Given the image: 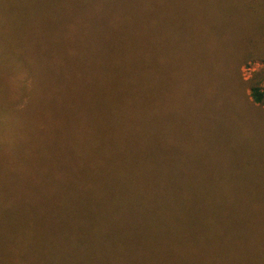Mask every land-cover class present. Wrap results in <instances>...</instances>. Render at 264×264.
<instances>
[{"label":"trees","instance_id":"trees-1","mask_svg":"<svg viewBox=\"0 0 264 264\" xmlns=\"http://www.w3.org/2000/svg\"><path fill=\"white\" fill-rule=\"evenodd\" d=\"M11 1L14 7L8 11L4 3L0 4V14L6 10L18 19L35 18L37 26L45 28L43 37L50 39L49 45L56 41L62 50L75 55L69 83L61 82L51 93L54 106L62 112L42 126L68 128L65 148L76 165L75 176L42 179L43 195L53 200L55 223L65 225L66 221L64 227L69 231L55 229L52 241L46 239L47 245L59 246L68 234L74 235L75 264H246L249 258L250 264H264L263 193L244 198L245 191L218 195L209 188H188L193 183H187L186 189H176L179 185L169 179L170 173L184 176L192 168H208L202 156L179 151L180 142L173 135L176 124H162L156 112L155 102L161 100L155 91V84L160 85L156 71L161 55L154 45L156 35L145 32L154 22L140 19L141 0H124L121 17L114 21L117 14L109 13L107 23L96 15L102 14V5L83 10L88 0ZM17 22L19 26L23 20ZM17 22L8 24L0 18V36ZM105 33L113 39L111 43L100 38ZM1 37L0 50L17 53L16 47L10 48ZM249 91L252 102L264 106V80L263 84L251 85ZM12 106L7 110L12 111ZM233 107L235 104L226 112L223 124L234 121ZM3 117L1 128L7 127ZM47 139L49 136L44 137ZM196 147V153L203 150ZM24 176L12 172L2 175L0 193L15 189L21 199L30 201L24 195L32 192L33 185H23L27 183ZM181 183L186 181L182 179ZM4 198L5 204L12 203L7 195ZM231 199L238 201L237 206H228ZM140 200L143 210L139 209ZM75 203L78 209L70 213L69 206ZM2 219L0 237H5L3 229L9 218L2 214ZM91 220L99 228L94 223L90 227ZM173 220L175 226L166 228ZM83 224L89 231L86 237L78 230L85 228ZM25 227V232L31 230L30 220ZM182 233L184 244L175 239ZM103 235L109 240L112 237L115 243L110 240L109 250L104 247L106 242L100 241Z\"/></svg>","mask_w":264,"mask_h":264},{"label":"rangeland","instance_id":"rangeland-1","mask_svg":"<svg viewBox=\"0 0 264 264\" xmlns=\"http://www.w3.org/2000/svg\"><path fill=\"white\" fill-rule=\"evenodd\" d=\"M96 1L88 0L83 10L91 11L102 5V14L96 15L106 23L109 13L117 14L114 21L121 17L124 0H100V4ZM3 3L7 11L14 7L11 0H2L0 4ZM6 10L0 18L8 24L23 22L19 26L17 22L0 36L7 46L17 49V53L12 49V53L0 50V117L4 115L7 126L0 127L3 136L0 137V183L5 173H18L26 175L23 182L27 183L23 185H33V190L24 195L30 201L21 199L15 189L0 193V229L2 214L9 218L3 229L5 237H0V264H75L74 235L68 234L59 246L50 247L46 243L47 238L52 241L55 229L69 231L64 227L66 221L65 225L61 221L55 223L53 200L41 191L42 179L76 175L75 162L66 152L68 128L50 124L62 112L54 106L51 93L59 89L61 82L69 83L75 55L62 50L56 41L49 45L50 39L43 37L45 28L37 26L35 18L18 19ZM140 10V19L154 22L153 28H145V32L156 35L154 45L160 48L156 71L160 85L155 84L161 98L155 102L159 119L168 126L175 123L173 135L180 142L179 151L202 156L208 168L206 171L192 168L184 176L170 173L169 179L179 185L176 189H186L187 183H193L188 188H209L218 195L236 191H245L243 198L264 194V106L254 104L249 96L250 86L263 84L264 80V0H141ZM36 27L39 29L35 32ZM100 38L107 43L113 40L108 38V33ZM232 81L235 89L231 90ZM233 104L234 121L223 124ZM11 105L13 110H7ZM48 122L50 125L42 129ZM47 136L49 139L44 140ZM196 146L203 150L194 152ZM88 157L91 158L90 153ZM182 179L185 184L181 183ZM0 190H3L1 185ZM6 195L11 204L4 203ZM237 203L231 199L228 206ZM138 204L143 210V202L140 200ZM76 207L77 203L70 204L68 211L74 213ZM27 219L32 223L29 232H25ZM92 223L99 228L92 220L90 227ZM171 226H175L174 220L165 227ZM78 230L82 237L88 235L86 226ZM100 238L103 243L109 241L104 244L109 250L112 237ZM175 239L186 242L183 233ZM251 262L252 258L245 261Z\"/></svg>","mask_w":264,"mask_h":264}]
</instances>
